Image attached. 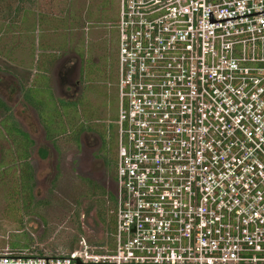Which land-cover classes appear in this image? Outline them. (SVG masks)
Masks as SVG:
<instances>
[{
	"label": "built area",
	"instance_id": "obj_1",
	"mask_svg": "<svg viewBox=\"0 0 264 264\" xmlns=\"http://www.w3.org/2000/svg\"><path fill=\"white\" fill-rule=\"evenodd\" d=\"M264 0H119L114 232L0 264H264Z\"/></svg>",
	"mask_w": 264,
	"mask_h": 264
},
{
	"label": "rangeland",
	"instance_id": "obj_2",
	"mask_svg": "<svg viewBox=\"0 0 264 264\" xmlns=\"http://www.w3.org/2000/svg\"><path fill=\"white\" fill-rule=\"evenodd\" d=\"M118 13L119 0H0V253L69 252L81 238L91 245L111 239L106 222L113 204L98 190L101 209L87 192L91 180L115 190L107 160L115 155ZM44 53L52 54L50 60ZM44 67L51 94L42 86L28 87ZM57 98L77 99L84 121L68 115L72 124L50 136L45 130L57 129ZM79 124L86 128L77 145L71 134ZM19 135L32 142L29 163L26 152L13 154ZM29 167L32 180L24 189L21 175Z\"/></svg>",
	"mask_w": 264,
	"mask_h": 264
},
{
	"label": "trees",
	"instance_id": "obj_3",
	"mask_svg": "<svg viewBox=\"0 0 264 264\" xmlns=\"http://www.w3.org/2000/svg\"><path fill=\"white\" fill-rule=\"evenodd\" d=\"M10 27H11V30H12V31L10 30L11 33L13 32V30H14V32L17 31V29L15 28V26L11 25ZM2 32H4V30ZM43 55L45 57L43 59H45V60L48 59V58L50 60V57L49 56L52 57V54H50L48 56L47 54L45 55V53H44ZM45 60L43 61V63L45 62ZM42 69H43L42 71L36 73V75L34 76V79L32 80L31 86H28V87L30 88V87H35V86H37V87H41L42 86V87L48 89V91H50V94H51L52 93V87L50 86V76H49L48 71L46 70L45 67L42 68ZM114 73H115V78H116V62H115V65H114ZM38 74H41V76H43V79H42L41 82L37 78L39 76ZM23 91H24V98H25L26 101H28L29 100V97H30V95H29L30 92H29V90L28 91H25V86L23 88ZM76 100H74V101H76ZM74 101L68 102V101L62 100L61 98L58 99V103H57L58 105L57 106H59L60 109H59V112L55 116V119H54V126H56L57 129L54 130V131H49L48 129H47V131L45 130V132L48 135H50V136L51 135H54L58 131L65 132L66 129L68 128V126L72 124L71 121H70L71 119H70V117L68 115H70L72 117L78 116V118H82V116L80 117V115L78 113L79 111H78V109H77L76 104H75ZM0 104L2 105L4 103L3 102H0ZM36 105L38 107H40V104L39 103H36ZM62 106L64 108H62ZM116 117H117V115H116ZM116 117H115L114 120H116ZM10 118H11V116H10ZM83 121H84V119H83ZM84 127L86 128V124H84V125L83 124H79V125H77V129L72 131L71 136H72L73 140L76 142L77 145H79V135L83 131ZM44 129H46V128H44ZM14 131H16V130H14ZM111 131L113 132V136L115 138L114 146L116 147L115 125L114 126H111ZM23 133H25V132H23ZM13 136H16L17 137V135H15V134ZM21 136L19 135V137H18L19 140L17 141V145H16L17 146V149H16V152H14L13 154L14 155L15 154L18 155L19 153H21L23 151L26 152L27 153L26 156H25V158L27 159L26 162L29 163V161H28L29 160V157H28L29 156L28 147L31 145L32 142H31V140L29 138L28 139L26 138V141H24L23 140V137H21ZM104 142L107 144V147H108V145H109L108 140L105 139ZM107 161H108L107 163H109V162L111 163V164H109V166L112 165V168H113V171H114L115 170V155H114V158L109 159ZM23 175L25 176L26 181L23 182V183H25V185H22V187L24 189H27L28 187H30L29 182H31V180H32V174H31L30 167L27 170V172H24L23 171V173L21 175L22 179H23ZM113 179H114V175H113ZM26 183H27V185H26ZM89 185L90 186H89V190L87 192V195L94 197V202L96 201L100 205L101 209H103L102 208L103 206H102L101 199H99L98 196H96L97 194H99V191L98 190H100V192L102 194H106L108 200L113 204V207H112L111 212H110L111 213L110 220L108 219V222H106L107 225H108L107 226V230L109 231L108 233H110L111 239H110V241L107 240L105 242H99L100 244L107 243V244L112 245L113 232H114V223H115V218H114L115 196H114V192L112 193V192H109V191H107V190H105L103 188H100V186H98L97 184H95V182L92 181V180L89 181ZM101 209H100V212H99V218L101 219V221L105 222L106 221V218L103 216Z\"/></svg>",
	"mask_w": 264,
	"mask_h": 264
},
{
	"label": "water",
	"instance_id": "obj_4",
	"mask_svg": "<svg viewBox=\"0 0 264 264\" xmlns=\"http://www.w3.org/2000/svg\"><path fill=\"white\" fill-rule=\"evenodd\" d=\"M264 12V10L262 11H257V12H252V13H247V14H242V15H237V16H232V17H228V18H223V19H213L212 17V13L211 11L209 12V17H208V22L211 23V22H216V21H221V20H226V19H232V18H237V17H242V16H247V15H252V14H257V13H262Z\"/></svg>",
	"mask_w": 264,
	"mask_h": 264
},
{
	"label": "crops",
	"instance_id": "obj_5",
	"mask_svg": "<svg viewBox=\"0 0 264 264\" xmlns=\"http://www.w3.org/2000/svg\"><path fill=\"white\" fill-rule=\"evenodd\" d=\"M18 80V78L16 79V81Z\"/></svg>",
	"mask_w": 264,
	"mask_h": 264
}]
</instances>
